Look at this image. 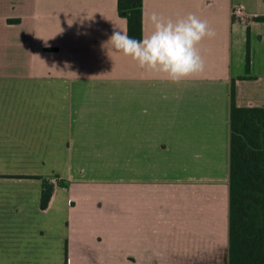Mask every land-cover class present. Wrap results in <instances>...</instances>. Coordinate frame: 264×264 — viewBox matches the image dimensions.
Masks as SVG:
<instances>
[{"label": "crops", "instance_id": "obj_1", "mask_svg": "<svg viewBox=\"0 0 264 264\" xmlns=\"http://www.w3.org/2000/svg\"><path fill=\"white\" fill-rule=\"evenodd\" d=\"M142 8L143 37L153 11L208 22L202 74L172 83L106 44L117 0H0V264H228L231 88L264 106V0Z\"/></svg>", "mask_w": 264, "mask_h": 264}, {"label": "trees", "instance_id": "obj_2", "mask_svg": "<svg viewBox=\"0 0 264 264\" xmlns=\"http://www.w3.org/2000/svg\"><path fill=\"white\" fill-rule=\"evenodd\" d=\"M143 0H117L126 18V32L143 37ZM246 68L250 66L247 31ZM231 88L228 264H264V106H239ZM41 205L45 207L53 183L43 179Z\"/></svg>", "mask_w": 264, "mask_h": 264}, {"label": "clouds", "instance_id": "obj_3", "mask_svg": "<svg viewBox=\"0 0 264 264\" xmlns=\"http://www.w3.org/2000/svg\"><path fill=\"white\" fill-rule=\"evenodd\" d=\"M152 31L137 40L114 26L106 44L130 57L145 73L172 83L197 77L205 70V60L198 47L216 32L206 20L193 13L173 20L155 11L147 16Z\"/></svg>", "mask_w": 264, "mask_h": 264}, {"label": "built area", "instance_id": "obj_4", "mask_svg": "<svg viewBox=\"0 0 264 264\" xmlns=\"http://www.w3.org/2000/svg\"><path fill=\"white\" fill-rule=\"evenodd\" d=\"M231 16L233 18V21L243 20L245 16L243 6H241L240 4L233 5L231 8Z\"/></svg>", "mask_w": 264, "mask_h": 264}, {"label": "rangeland", "instance_id": "obj_5", "mask_svg": "<svg viewBox=\"0 0 264 264\" xmlns=\"http://www.w3.org/2000/svg\"><path fill=\"white\" fill-rule=\"evenodd\" d=\"M50 167V166H49Z\"/></svg>", "mask_w": 264, "mask_h": 264}]
</instances>
